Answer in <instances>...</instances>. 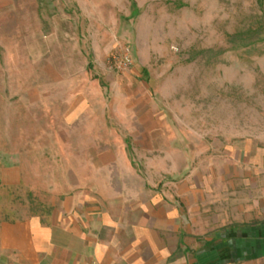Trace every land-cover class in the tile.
Instances as JSON below:
<instances>
[{
    "label": "rangeland",
    "instance_id": "obj_1",
    "mask_svg": "<svg viewBox=\"0 0 264 264\" xmlns=\"http://www.w3.org/2000/svg\"><path fill=\"white\" fill-rule=\"evenodd\" d=\"M0 65V170L60 143L75 160L90 119L66 112L84 95L101 147L137 169L178 159L202 223L185 236L264 217V0H0ZM51 209L0 181V221Z\"/></svg>",
    "mask_w": 264,
    "mask_h": 264
},
{
    "label": "crops",
    "instance_id": "obj_2",
    "mask_svg": "<svg viewBox=\"0 0 264 264\" xmlns=\"http://www.w3.org/2000/svg\"><path fill=\"white\" fill-rule=\"evenodd\" d=\"M86 103L80 95L66 112V119L80 114L91 122L76 128L91 137L75 160L60 143L58 159L17 150L15 162L1 168L3 184L44 190L52 209L0 221V264H264V217L185 236L202 223L191 217L197 192L183 190L189 180H180L178 159H145L135 168L118 145L100 146ZM149 133L157 130L140 132Z\"/></svg>",
    "mask_w": 264,
    "mask_h": 264
}]
</instances>
